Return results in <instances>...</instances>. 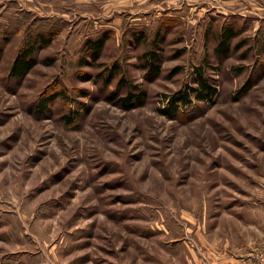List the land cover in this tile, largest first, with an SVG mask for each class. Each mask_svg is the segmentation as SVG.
<instances>
[{
	"label": "rangeland",
	"instance_id": "rangeland-1",
	"mask_svg": "<svg viewBox=\"0 0 264 264\" xmlns=\"http://www.w3.org/2000/svg\"><path fill=\"white\" fill-rule=\"evenodd\" d=\"M224 25L240 34L218 57ZM205 59L217 96L160 112ZM260 223L264 0H0V264H206Z\"/></svg>",
	"mask_w": 264,
	"mask_h": 264
},
{
	"label": "trees",
	"instance_id": "trees-1",
	"mask_svg": "<svg viewBox=\"0 0 264 264\" xmlns=\"http://www.w3.org/2000/svg\"><path fill=\"white\" fill-rule=\"evenodd\" d=\"M239 34L240 33H238L234 27L224 25L219 30V33L213 37L216 42L213 50L214 54L218 57L227 55L231 50V46L233 44L232 42ZM159 37L153 41L154 44H157V41L160 39ZM205 37L209 38L210 35L207 36L205 33ZM107 38L108 35L107 37L87 41L83 47L84 52L88 54L92 60L98 61L102 51L106 47ZM134 40L139 44L145 42V38L142 33L135 34ZM51 43L52 37L49 34L39 36L37 41H34V45L28 46L20 52L12 66V75L16 77H24L36 65V60L33 58L34 54L36 53V44H39L41 48H46L49 47ZM143 57L147 58L150 64L151 73L156 74L160 71L161 67L158 64L160 61V56L158 52L150 50L149 52L147 51L143 53ZM211 68L212 65L207 59H205L201 65L195 67L193 71V85L186 86L184 89L179 90L172 95H166L165 101L167 103V108L160 109V112H162L164 115L175 116L178 114L177 112L183 108L190 107L195 101L202 103L213 100L218 94V89L214 80L207 74ZM117 69L118 67L116 66L113 71L114 75H118ZM108 81L111 82L110 80ZM59 96H61V94L57 93L50 94L42 98L39 105L36 106L37 111L40 113L47 111L48 107L55 103ZM142 96L129 95L124 97L122 99L124 107H126V109L135 108L134 106L136 103L142 102ZM68 120L72 121V118L69 116Z\"/></svg>",
	"mask_w": 264,
	"mask_h": 264
},
{
	"label": "crops",
	"instance_id": "crops-1",
	"mask_svg": "<svg viewBox=\"0 0 264 264\" xmlns=\"http://www.w3.org/2000/svg\"><path fill=\"white\" fill-rule=\"evenodd\" d=\"M258 225L255 226V233H246L248 237L238 235L236 244L223 243L226 249L221 254L217 250H210L209 255H204L206 264H261L260 254L264 250V230L261 229L264 227L262 223Z\"/></svg>",
	"mask_w": 264,
	"mask_h": 264
}]
</instances>
